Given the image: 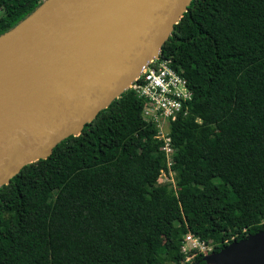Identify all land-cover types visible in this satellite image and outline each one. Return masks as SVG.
<instances>
[{
  "label": "trees",
  "instance_id": "1",
  "mask_svg": "<svg viewBox=\"0 0 264 264\" xmlns=\"http://www.w3.org/2000/svg\"><path fill=\"white\" fill-rule=\"evenodd\" d=\"M43 1L0 0V36ZM160 57L193 92L171 131L179 191L129 89L0 187V264H185L189 234L219 252L264 230V0H193Z\"/></svg>",
  "mask_w": 264,
  "mask_h": 264
},
{
  "label": "water",
  "instance_id": "2",
  "mask_svg": "<svg viewBox=\"0 0 264 264\" xmlns=\"http://www.w3.org/2000/svg\"><path fill=\"white\" fill-rule=\"evenodd\" d=\"M51 1L0 36V187L129 90L193 0H59L36 21ZM204 260L264 264V230Z\"/></svg>",
  "mask_w": 264,
  "mask_h": 264
},
{
  "label": "built area",
  "instance_id": "3",
  "mask_svg": "<svg viewBox=\"0 0 264 264\" xmlns=\"http://www.w3.org/2000/svg\"><path fill=\"white\" fill-rule=\"evenodd\" d=\"M130 89L145 101L143 118L157 127L156 137L164 143L167 169L172 176L175 152L171 138L172 125L181 115L188 114V106L193 99L189 82L175 69L171 59L158 57L147 64ZM166 172L162 170L161 175L167 176ZM193 251L209 255L214 253V246L189 234L182 246V252L186 255L185 264H192L197 255Z\"/></svg>",
  "mask_w": 264,
  "mask_h": 264
},
{
  "label": "bare ground",
  "instance_id": "4",
  "mask_svg": "<svg viewBox=\"0 0 264 264\" xmlns=\"http://www.w3.org/2000/svg\"><path fill=\"white\" fill-rule=\"evenodd\" d=\"M58 2H59V0H52V1L47 5L46 9H45L43 12L40 13V15H39V17L36 19V21L39 20V19H42V20L46 19V18L48 17L47 12H51V13H53V12L55 11V9L57 8V6H58ZM36 21H35V22L30 21L28 24L25 25V29H24V30H25L28 34H29V33H30V34H33V33L35 32V30H36V26H35Z\"/></svg>",
  "mask_w": 264,
  "mask_h": 264
},
{
  "label": "rangeland",
  "instance_id": "5",
  "mask_svg": "<svg viewBox=\"0 0 264 264\" xmlns=\"http://www.w3.org/2000/svg\"><path fill=\"white\" fill-rule=\"evenodd\" d=\"M3 14V12H0V16ZM167 176H164L165 174L161 175L160 176V179L158 181V185H163V186H166L168 188H173L174 190H176L177 192L179 191L178 190V187L176 185V180L174 178V172H173V175L170 176L168 170L166 172Z\"/></svg>",
  "mask_w": 264,
  "mask_h": 264
},
{
  "label": "flooded vegetation",
  "instance_id": "6",
  "mask_svg": "<svg viewBox=\"0 0 264 264\" xmlns=\"http://www.w3.org/2000/svg\"><path fill=\"white\" fill-rule=\"evenodd\" d=\"M231 244V243H230Z\"/></svg>",
  "mask_w": 264,
  "mask_h": 264
}]
</instances>
